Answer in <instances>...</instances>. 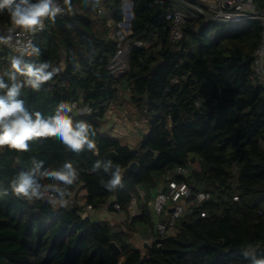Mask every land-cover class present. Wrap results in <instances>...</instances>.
<instances>
[{
  "label": "trees",
  "instance_id": "trees-1",
  "mask_svg": "<svg viewBox=\"0 0 264 264\" xmlns=\"http://www.w3.org/2000/svg\"><path fill=\"white\" fill-rule=\"evenodd\" d=\"M128 1L132 19L124 72L114 74L109 68L118 46L107 26L110 20H122L124 0H105L101 22L90 16L96 0H71L82 10L46 18V29L32 45L38 52L22 59L37 67L48 63L46 71L57 73L38 91L25 85L18 99L45 117L62 104L89 105V114H67L74 124L91 125L89 139L96 153L87 145L76 152L56 138L30 142L25 153L0 149V264H254L264 259V86L255 82L251 68L259 25L216 23L199 16L186 21L181 39L171 47L165 15L174 4ZM253 1L264 10V0ZM0 21L10 22L6 12L0 13ZM10 55L0 49V61ZM10 71L5 66L0 75L9 86L24 81L19 74L9 80ZM121 87L128 90L136 119L146 125L134 146L100 131ZM109 151L116 157L105 160ZM196 160L198 168L189 180L194 190L208 191L211 198L192 205L176 222L174 234L154 233L148 208L153 189L164 174ZM97 161L99 169L94 168ZM109 162L112 168L105 172L103 165ZM131 162L138 164L137 172L122 175L121 184L110 191L106 182L115 166L123 170ZM65 163L79 174L70 195L77 198L83 188L79 198L89 209L107 206L112 211L117 203L126 210L141 189L145 197L138 201L139 214L118 227L92 220L76 203L53 209L45 200L12 195L10 184L19 173L60 170ZM141 226L151 229L144 252L132 241ZM112 241L119 253L111 248Z\"/></svg>",
  "mask_w": 264,
  "mask_h": 264
},
{
  "label": "clouds",
  "instance_id": "clouds-1",
  "mask_svg": "<svg viewBox=\"0 0 264 264\" xmlns=\"http://www.w3.org/2000/svg\"><path fill=\"white\" fill-rule=\"evenodd\" d=\"M64 4L70 6L71 0H64ZM61 10L56 0H0V13L8 14L13 29L25 32L39 30L43 27L45 18H53ZM11 39V35L0 36V44H7ZM37 52V49L31 48L27 54ZM24 54L22 50L21 55ZM49 67L48 63H41L37 67L25 63L19 57L10 59L9 80L15 81L16 74H19L24 77V81L14 82L9 86L0 77V149L25 153L29 151L30 142L56 138L76 152H80L85 145L95 151L96 144L89 139L91 125L84 122L74 124L73 118L67 114L73 110L71 105L62 104L54 115L45 117L40 111L30 112L25 101L18 99L25 85L38 91L45 82L53 79L57 69L46 71ZM100 167L101 162L97 161L94 168ZM103 167L105 172H109L112 164L109 162ZM78 176L71 163H65L60 170L21 172L10 184L11 193L29 202L45 200L53 209H57L68 205L70 186L77 182ZM121 179L122 168L116 165L115 171L111 173V179L106 182L109 190L120 185ZM254 264H264V259L255 260Z\"/></svg>",
  "mask_w": 264,
  "mask_h": 264
},
{
  "label": "built area",
  "instance_id": "built-area-1",
  "mask_svg": "<svg viewBox=\"0 0 264 264\" xmlns=\"http://www.w3.org/2000/svg\"><path fill=\"white\" fill-rule=\"evenodd\" d=\"M96 14L101 16L105 12V0H96ZM174 8L165 15L169 24V33L167 41L171 47H174L181 39L183 28L188 19L203 17L216 23H239L254 21L260 27V38L255 48L251 68L255 82L264 86V10L257 7L253 0H170ZM128 2V1H127ZM122 4L123 17L120 22L114 23L109 21L107 26L110 27L108 36L117 42L118 50L115 57L121 52L122 48L129 49L130 42L127 36L130 33V23L128 13L130 7ZM57 5L62 9L57 15H66L79 12L82 8L71 2L70 6L64 4V0H56ZM45 20L43 27L34 32H25L19 29H13L10 22L0 21V36L11 35L12 39L7 44H0L1 49L12 53L14 57L21 59L30 57L27 52L32 48L35 37L46 29ZM135 46L142 45L141 41H135ZM25 54L21 55V51ZM114 57V58H115ZM75 114L86 115L91 113V107L81 101H75L70 104ZM138 126V122L133 123ZM96 153V151H94ZM189 161L183 165L176 166L172 171L162 176V180L157 185L151 195V215L153 217V232L161 236H168L176 232V222L182 217L192 205H201L211 198V193L202 189H193L189 178L192 170L198 168V163L193 164ZM236 166L233 164L230 174H235ZM178 177L179 179L175 178ZM46 181L43 183H49ZM69 196V204L76 203L83 206L87 211L88 206L84 200L79 198L82 194L77 193ZM145 192L138 189L137 195L132 196L126 210H122L117 203H114L112 212L118 214L121 221L129 222L133 216L139 214L138 201L144 199ZM42 200V199H41ZM236 200V197L233 198ZM200 216L204 213L200 212ZM148 244V242H147Z\"/></svg>",
  "mask_w": 264,
  "mask_h": 264
},
{
  "label": "crops",
  "instance_id": "crops-1",
  "mask_svg": "<svg viewBox=\"0 0 264 264\" xmlns=\"http://www.w3.org/2000/svg\"><path fill=\"white\" fill-rule=\"evenodd\" d=\"M123 99L127 100L129 103L128 90L124 89L122 87L119 89V100L110 105V107L108 108V110L106 111V113L104 114V116L102 118L100 131L102 133H106L109 136L117 139L121 143H125V144H129L131 146H134L140 141L142 135L145 133L146 125L144 123L142 125V121L134 119L132 121H133V123L138 122V126H137L138 128L132 127L129 124V121H127L128 120L127 119V120H125V123L123 124L124 127L127 129V131H125V133H124V131H120V129L117 128V127H119V126H117V125H119V123L117 122L118 115L120 114V111H121V106H120L119 102ZM105 120H107V123ZM103 122H105V123H103ZM195 163H197V160L193 164H195ZM78 193L83 195L85 193V190L83 188H80L78 190ZM143 201H144L143 199H140L139 203L141 204V203H143ZM148 208L150 209V212H151V198L148 201ZM138 211L140 212V207H138ZM84 214L89 216L92 220H106L110 224L116 225L118 227L120 226V223H122L118 214H115L114 212L110 211L107 208V206H103L102 208H100L98 210L88 209ZM137 229H138V231L132 234V241L134 242L135 247L141 249L140 246H138V243L141 242L142 239L144 241H147V242L150 240L151 229L149 230L146 227L142 228V226L138 227ZM143 246H144V244H143ZM141 247H142V242H141Z\"/></svg>",
  "mask_w": 264,
  "mask_h": 264
},
{
  "label": "rangeland",
  "instance_id": "rangeland-1",
  "mask_svg": "<svg viewBox=\"0 0 264 264\" xmlns=\"http://www.w3.org/2000/svg\"><path fill=\"white\" fill-rule=\"evenodd\" d=\"M124 2H127V0H124ZM123 2V3H124ZM90 16L91 18L100 21L101 17H99V15L96 14L95 10H93V8L90 9ZM101 22V21H100ZM100 22H98V24L101 26ZM1 49V48H0ZM2 50V49H1ZM128 48H122L121 52L114 58V60L111 62L110 64V69L112 70V73L114 74H118L120 72H124L126 67H127V52H128ZM12 55V53H10ZM8 56V59L14 57L12 56ZM10 59L7 61H0V75L2 74L3 70L5 69V66L8 67L10 66ZM122 88V87H121ZM125 89V87H123ZM120 106H121V111L120 114L118 115V120L117 122L119 123V128L120 131H127V129L124 127V123L125 120L129 121V124L132 127H136L133 125V121L134 119H136V115H135V109L132 107V105L130 103H128L127 100L123 99L119 102ZM107 123V120H105ZM140 122V121H139ZM105 123V122H103ZM143 121H142V125H143ZM110 124V123H109ZM145 124V123H144ZM138 128V127H137ZM141 242H142V247H141ZM138 243V246H140V248L142 249V251L144 252L145 247L143 246V244H147V241H144L142 239V241Z\"/></svg>",
  "mask_w": 264,
  "mask_h": 264
},
{
  "label": "water",
  "instance_id": "water-1",
  "mask_svg": "<svg viewBox=\"0 0 264 264\" xmlns=\"http://www.w3.org/2000/svg\"><path fill=\"white\" fill-rule=\"evenodd\" d=\"M127 6L130 7V12L128 13V17H129V20L131 21L132 19V3L129 1L126 3ZM129 21V23H130ZM129 58H127V62H128ZM116 157V153L114 151H109V152H106L103 156V158L105 160H112ZM138 170V164L136 162H131L127 167H125L123 170H122V175H130V174H134L136 173ZM110 246L111 248L114 250L115 253H119L120 252V249L118 248V246L115 244V242H110ZM145 247L148 246V244H144Z\"/></svg>",
  "mask_w": 264,
  "mask_h": 264
}]
</instances>
